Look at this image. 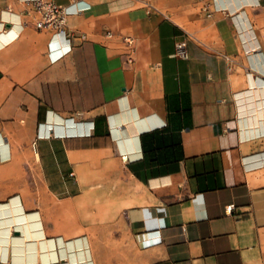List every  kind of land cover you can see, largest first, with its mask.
Segmentation results:
<instances>
[{"label": "crops", "instance_id": "obj_1", "mask_svg": "<svg viewBox=\"0 0 264 264\" xmlns=\"http://www.w3.org/2000/svg\"><path fill=\"white\" fill-rule=\"evenodd\" d=\"M36 1L0 0V219L13 201L28 217L0 264H78L83 246L92 264H256L264 0H205L212 18L198 0H42L72 12V51L54 64ZM108 163L135 192L124 230L89 236L62 196L71 174L83 189ZM41 244L55 260L40 262Z\"/></svg>", "mask_w": 264, "mask_h": 264}, {"label": "rangeland", "instance_id": "obj_2", "mask_svg": "<svg viewBox=\"0 0 264 264\" xmlns=\"http://www.w3.org/2000/svg\"><path fill=\"white\" fill-rule=\"evenodd\" d=\"M105 171L109 174L96 173L82 179L83 189L76 185V176H70L67 181L68 192L62 196L68 198L62 213L69 217L82 216L83 229L80 231L89 236H97V232L107 230H124V210L131 204L126 198L133 196L135 192V186L126 179L122 167L108 163ZM35 197L40 201L44 199L40 192H36ZM51 198L55 200L54 204L59 205L56 200L60 196L52 194ZM256 264H264V254Z\"/></svg>", "mask_w": 264, "mask_h": 264}, {"label": "built area", "instance_id": "obj_3", "mask_svg": "<svg viewBox=\"0 0 264 264\" xmlns=\"http://www.w3.org/2000/svg\"><path fill=\"white\" fill-rule=\"evenodd\" d=\"M72 5L75 7L77 0H71ZM201 2L200 10L206 18H212L214 11L211 10V4L205 0H198ZM36 3L37 12L40 14V19L36 23V27L39 30H46L51 32V38L48 43L47 55L49 61L54 64L63 57L71 53L73 48V37L67 31V20L72 14L69 7L56 6L52 3H47L42 0H38ZM106 36L112 37V32H107ZM125 43L129 48L128 54L129 62L133 59V52L135 50V40L132 37L125 38ZM37 142L32 144L33 150L36 151ZM124 160L127 156H122ZM71 177L74 174L70 175ZM234 208V205L228 206V211Z\"/></svg>", "mask_w": 264, "mask_h": 264}, {"label": "bare ground", "instance_id": "obj_4", "mask_svg": "<svg viewBox=\"0 0 264 264\" xmlns=\"http://www.w3.org/2000/svg\"><path fill=\"white\" fill-rule=\"evenodd\" d=\"M251 86L253 87H259L256 83H255V80H253V82L251 83ZM259 91V90H258ZM255 94V93H254ZM257 95V94H256ZM253 96V95H252ZM253 99V97H252ZM255 99V98H254ZM253 99V100H254ZM246 100V99H245ZM253 102V101H252ZM255 102V101H254ZM250 103V102H249ZM247 107V106H246ZM255 108V107H254ZM264 122V121H263ZM259 158V157H258ZM263 161V160H262ZM264 162V161H263ZM258 163H261V160L260 162ZM253 165V164H252ZM251 165V166H252ZM12 204H14V201L12 203H10L9 205H6L4 207H1L3 209V212H4V217L0 219V258L2 259H5L6 257V251L9 249V247H13L15 248V245L17 244V241L11 236V227L13 225V223L15 222H24L28 219L27 216H23V214H21L20 216L15 215L14 214V209L15 207L13 208ZM1 213L0 212V216H1ZM30 218H33V217H30ZM32 227L34 229H37L38 226L37 224H32ZM41 234H34V238L32 237V234H30V239L32 240H38L37 237H40ZM29 238L28 237H24L23 240L27 241ZM20 241V240H19ZM40 241L38 240V243ZM44 242V241H42ZM48 243V242H47ZM44 244V243H43ZM82 244V243H81ZM42 245V244H41ZM45 246V244H44ZM47 246V245H46ZM45 246V247H46ZM51 245H48L47 247H49ZM80 247V246H79ZM43 245L42 247L40 248L39 246L37 247V250H38V254H39V260L40 262H45L47 260H50L53 259L55 260V255H51V253H43ZM11 250V249H10ZM9 250V251H10ZM14 250V249H13ZM25 250V249H23ZM27 250V249H26ZM29 250H33V248L29 249ZM35 250V248H34ZM88 250H86V248H84L83 246V249L82 251L80 250V254H79V263L78 264H92V261L91 259L89 258L90 255H88ZM30 256V255H29ZM14 259L16 258V256H13ZM10 259H12V256L10 257ZM15 261V260H14ZM28 263V262H27ZM70 264V263H68Z\"/></svg>", "mask_w": 264, "mask_h": 264}]
</instances>
